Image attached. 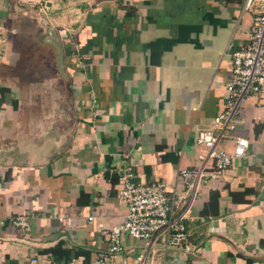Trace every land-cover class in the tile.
Wrapping results in <instances>:
<instances>
[{
	"label": "crops",
	"instance_id": "1",
	"mask_svg": "<svg viewBox=\"0 0 264 264\" xmlns=\"http://www.w3.org/2000/svg\"><path fill=\"white\" fill-rule=\"evenodd\" d=\"M246 2L0 0V264L97 258L127 213L126 164L182 193L249 43ZM241 119L245 155L185 200L189 248L156 244L146 264H264V102L248 98ZM123 245L113 260L134 264L144 242Z\"/></svg>",
	"mask_w": 264,
	"mask_h": 264
},
{
	"label": "built area",
	"instance_id": "2",
	"mask_svg": "<svg viewBox=\"0 0 264 264\" xmlns=\"http://www.w3.org/2000/svg\"><path fill=\"white\" fill-rule=\"evenodd\" d=\"M256 2L249 43L232 53L233 76L226 85L225 106L214 117L212 126L201 129L198 134V142L209 152L200 156L199 165L179 169L182 193L178 185L164 179L150 182L138 180L133 166L126 164L119 171L118 197L127 213L124 220L108 234L109 244L105 251L88 263L83 257H74L60 264H117L113 259L122 252L125 235L144 242V248L134 264H146L156 244H161L164 249L189 248L188 205L185 200L189 195L191 199L194 197L202 180L221 175L235 158L245 155L249 140L236 132L242 122V107L250 97L264 102V0H247L245 9L252 8ZM226 140L234 142L235 152L217 148ZM212 162L214 168L209 171ZM93 219L94 215L89 217L90 221ZM12 223L22 228L29 226L25 216L13 219ZM27 264H42V261L33 257Z\"/></svg>",
	"mask_w": 264,
	"mask_h": 264
},
{
	"label": "trees",
	"instance_id": "3",
	"mask_svg": "<svg viewBox=\"0 0 264 264\" xmlns=\"http://www.w3.org/2000/svg\"><path fill=\"white\" fill-rule=\"evenodd\" d=\"M6 90H8L7 88H0V92L4 93Z\"/></svg>",
	"mask_w": 264,
	"mask_h": 264
},
{
	"label": "rangeland",
	"instance_id": "4",
	"mask_svg": "<svg viewBox=\"0 0 264 264\" xmlns=\"http://www.w3.org/2000/svg\"><path fill=\"white\" fill-rule=\"evenodd\" d=\"M51 70H48V72H50ZM47 72V71H46Z\"/></svg>",
	"mask_w": 264,
	"mask_h": 264
}]
</instances>
